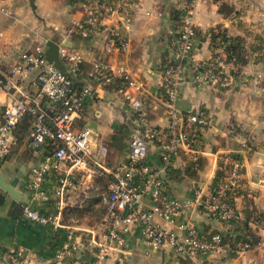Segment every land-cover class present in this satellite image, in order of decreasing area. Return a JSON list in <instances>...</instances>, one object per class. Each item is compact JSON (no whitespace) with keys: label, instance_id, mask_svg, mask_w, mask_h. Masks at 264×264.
Masks as SVG:
<instances>
[{"label":"crops","instance_id":"1","mask_svg":"<svg viewBox=\"0 0 264 264\" xmlns=\"http://www.w3.org/2000/svg\"><path fill=\"white\" fill-rule=\"evenodd\" d=\"M181 2L137 0L131 10L127 52L119 49L109 33L118 17L106 21L103 29L89 38H68L69 46L83 56L81 84L95 63H108L116 75L121 66H128L133 77L145 85L139 98L151 127L156 130L167 124L161 71L174 53L180 25L176 15L180 14ZM223 2L233 6L236 13L230 16L223 13ZM0 8L7 9L6 13L0 11V74L3 75L10 71L21 52L45 45L48 40L66 38L70 30L89 17L82 0H0ZM195 25L194 54L199 62L227 58L220 41L214 43L210 35L212 29L222 27L229 36L245 40L246 63L241 69L235 68L237 73H264V54L257 41L258 36L264 35V0H197ZM234 60L231 63L235 66ZM193 78V69L185 67L177 106L182 112L204 110L209 116V127L201 135L202 155L198 165L194 166L190 154L178 151L173 169L166 174L167 187L172 196L192 200L196 193L204 194L212 189L218 173L221 177L228 176V169L224 172L219 166L220 156L239 159L243 168L232 199L237 211L247 217L248 229L241 223L236 226L222 223L201 211L194 220L203 232L209 235L218 232L224 237V247L206 256L212 264H264L262 86L256 83L225 89L218 83L196 84ZM117 79L108 87L95 86L78 120L79 129L92 125L93 161L73 175L74 187L66 191L63 222L74 229L76 249L63 264H91L95 242L101 241L100 227L105 216L101 198L108 192L113 173L128 161L129 136L138 124V112L125 99L124 85ZM16 82L24 93L32 96L36 92L33 75ZM8 100L0 86V114ZM29 124L26 118L19 124L16 131L19 144L0 169V173L12 179L17 169L25 167L17 190L28 200V204L18 202L10 195L4 196L0 188V264H54L56 252L67 238L66 229L55 231L48 226L32 225L23 217L25 205L45 214L55 213L59 200L54 194L60 177L56 172L47 174L39 188L44 197H36L39 191L31 189V171L44 161L50 149L30 147ZM149 147L147 163L158 170L162 166L163 148L155 143ZM126 240V254L110 257L107 264H190L171 247L152 248L140 227H133ZM242 242L250 243V248L235 253ZM19 249L26 254L12 260L9 255Z\"/></svg>","mask_w":264,"mask_h":264},{"label":"built area","instance_id":"2","mask_svg":"<svg viewBox=\"0 0 264 264\" xmlns=\"http://www.w3.org/2000/svg\"><path fill=\"white\" fill-rule=\"evenodd\" d=\"M88 8V20L69 31L66 38L57 42L59 56L67 66L69 76H64L45 57L44 45L39 44L19 54L10 71L0 74V86L7 93L8 103L0 114V169L18 146L16 131L26 117H31L30 147L50 149L44 161L31 171V189L39 191L45 177L51 172L60 175L54 194L58 197L56 212L45 214L30 205L23 207V217L32 225L48 226L55 231L67 230V238L54 257V264L63 261L76 249L74 229L63 222L66 191L74 187L73 175L88 167L92 159L94 131L79 129L78 120L95 86L108 87L118 81L124 85L123 95L138 112L137 126L130 132L128 161L113 173L108 192L101 198L105 216L101 224V241L95 242L96 252L91 264H107L110 257L126 254V235L133 227H140L149 245L157 250L173 248L190 264H212L206 256L219 252L225 245L221 233L207 234L196 223L195 214H211L222 223L245 224L247 217L237 211L233 197L237 192V179L242 171L239 159L219 157L221 170L228 169V176L220 177L207 193H196L192 200L172 196L167 187L166 174L174 167L178 151L190 154L194 166L202 155L201 135L209 127V116L204 110L182 112L177 106L185 67L193 69L196 84L218 83L222 88L245 86L246 77L237 73L226 57L199 62L194 54L197 36L195 8L197 0H182L179 15L178 38L174 53L163 66L161 83L165 91L167 124L153 129L148 114L142 108L139 95L145 85L135 79L123 65L116 75L104 61L94 64L77 90L76 79L81 78L83 56L72 49L68 38H89L103 29L106 21L119 18L109 29L111 39L122 52L129 49L128 34L131 31V10L137 0H82ZM7 12L6 8H0ZM33 75L34 95L24 93L17 79ZM257 83L264 93V73H256ZM243 80V81H242ZM48 121L51 123L48 124ZM151 143L163 148L162 166L155 170L147 163ZM38 198L44 197L39 191ZM250 243L242 242L235 253L245 252ZM25 251L19 249L9 257L16 261Z\"/></svg>","mask_w":264,"mask_h":264},{"label":"trees","instance_id":"3","mask_svg":"<svg viewBox=\"0 0 264 264\" xmlns=\"http://www.w3.org/2000/svg\"><path fill=\"white\" fill-rule=\"evenodd\" d=\"M221 11L228 16L236 13L233 6H231L230 4L225 3V2H223L221 4ZM179 15H176V19L179 18L178 17ZM210 35H211L212 41L214 43L217 41H220V43L222 44V47H224L225 52L227 53V61L230 62L235 58V60H234L235 67L238 69H241V67L246 63L245 49H244V45H243L244 40L242 38H239V37L229 36L227 33V30L225 28L223 29L222 27H218L217 29H212L210 32ZM75 87L77 88V90H80L83 87V83L81 84L80 80L78 78L75 81ZM26 119L29 120V122H30L29 125H31V117L28 116V117H26ZM48 124L51 125V123L49 121H48ZM220 177H221V173H218L217 177L214 180L213 185H216V183L218 182V179ZM22 214H23V209H22ZM244 226H245L244 227L245 229H248L247 224H245Z\"/></svg>","mask_w":264,"mask_h":264},{"label":"water","instance_id":"4","mask_svg":"<svg viewBox=\"0 0 264 264\" xmlns=\"http://www.w3.org/2000/svg\"><path fill=\"white\" fill-rule=\"evenodd\" d=\"M69 43L64 42V45ZM44 54L46 59L53 64L64 76H69L67 72V66L61 60L59 56V45L56 40H48L44 45ZM92 129V125H89ZM25 167L17 169V174L14 178L10 179L8 174L0 173V188L4 191V196L10 195L18 202H25L28 204V200L23 197V194L17 190V185L20 179L23 177Z\"/></svg>","mask_w":264,"mask_h":264},{"label":"rangeland","instance_id":"5","mask_svg":"<svg viewBox=\"0 0 264 264\" xmlns=\"http://www.w3.org/2000/svg\"><path fill=\"white\" fill-rule=\"evenodd\" d=\"M260 38H258V44L260 45L261 47V50H263L262 54H264V35H261V36H258ZM244 40V39H243ZM245 46V40H244V44ZM231 63V61H230ZM234 68H236L234 65H233ZM246 77V80H245V83H247L244 87H249L251 84H256L257 83V79L255 78L256 74H253V75H248V74H244ZM243 81V80H242ZM257 85V84H256ZM263 87V86H262Z\"/></svg>","mask_w":264,"mask_h":264}]
</instances>
